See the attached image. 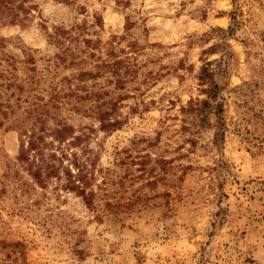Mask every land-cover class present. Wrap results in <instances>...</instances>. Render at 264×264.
I'll return each mask as SVG.
<instances>
[{"label": "rangeland", "instance_id": "rangeland-1", "mask_svg": "<svg viewBox=\"0 0 264 264\" xmlns=\"http://www.w3.org/2000/svg\"><path fill=\"white\" fill-rule=\"evenodd\" d=\"M224 53L215 144V118L190 107L214 104L198 74ZM42 110L81 137L93 209L16 162ZM102 112L121 125L102 131ZM0 264H264V0H16L0 14Z\"/></svg>", "mask_w": 264, "mask_h": 264}, {"label": "trees", "instance_id": "trees-1", "mask_svg": "<svg viewBox=\"0 0 264 264\" xmlns=\"http://www.w3.org/2000/svg\"><path fill=\"white\" fill-rule=\"evenodd\" d=\"M15 1L0 0V14L12 13V4ZM229 59L230 54L224 53L215 71L208 68L209 63H204L200 68L198 80L201 85L207 86L202 91L214 104L203 101L190 105V109L200 117L199 121L204 123L211 115L215 118V126L218 128L214 134L215 144L223 137V108L220 103L216 102L220 87L214 79L216 76L224 75ZM41 112L34 115L29 129L19 132L16 162L41 189L46 188L51 179H60L62 176L64 178L62 188L75 193L86 207L93 209L95 193L91 187L94 164L89 159L80 160L76 153V149L81 146V137L75 135V129L63 121L56 120L53 125H48L46 117L48 111L42 110ZM107 116L105 112L97 116L99 128L102 131H109L121 125L118 122H110Z\"/></svg>", "mask_w": 264, "mask_h": 264}]
</instances>
